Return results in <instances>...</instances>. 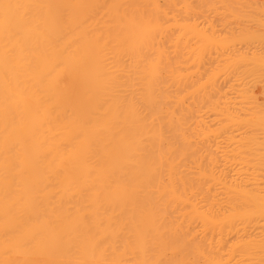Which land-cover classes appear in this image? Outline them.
I'll list each match as a JSON object with an SVG mask.
<instances>
[{
	"label": "bare ground",
	"instance_id": "obj_1",
	"mask_svg": "<svg viewBox=\"0 0 264 264\" xmlns=\"http://www.w3.org/2000/svg\"><path fill=\"white\" fill-rule=\"evenodd\" d=\"M219 1L0 0V264H186L188 241L212 251L197 255L208 264H264V186L250 195L260 173L237 130L248 124L236 135L220 122L230 131L217 127L220 156L201 172L230 193L222 224L240 228L184 237L193 219L217 220L189 201L186 100H203L215 70L196 83L204 54L227 40L214 38ZM250 1V34L237 38L259 91L264 8Z\"/></svg>",
	"mask_w": 264,
	"mask_h": 264
},
{
	"label": "rangeland",
	"instance_id": "obj_2",
	"mask_svg": "<svg viewBox=\"0 0 264 264\" xmlns=\"http://www.w3.org/2000/svg\"><path fill=\"white\" fill-rule=\"evenodd\" d=\"M221 1L222 2L219 1L220 3L218 4L219 6H221L218 9L219 12L215 15L214 13H212L211 19L213 20V24L215 25L214 30L216 32L213 31L214 34L215 35L217 34L216 36L220 35L223 38L227 37L226 38L227 40L226 41L225 39L223 41L220 40L221 41L220 42L219 41V39H221L220 36L218 38L213 35L214 38L218 39V41L220 42V45H222L221 43L225 41L223 45L224 47L219 46L220 48H218V51H216V49L213 50V48H216V47L208 46V48L209 47L212 48L211 49L212 51H210V53L211 52L212 53L208 55L210 49H208V51L206 50L207 54L206 53H205L206 55L204 54V57H206L204 59L205 64L203 65L204 67L201 66V69L203 70L201 72L202 75L199 78L200 80L198 79L197 81L194 80V83L196 81V83L198 84V82L201 81L202 76L204 80L208 76V74L209 75L211 74L210 71L215 68V70L211 71L214 73L213 78L211 77L212 81L211 82L209 81V83L208 82L202 83V84H205V86H203L204 88L202 87L203 90H201L202 89L201 88L198 92H201V91L204 92L205 96L204 94H203L204 98L201 96L203 100L201 102L199 100L200 104L197 101L198 96L195 97L196 95L194 94L193 95L196 98L195 101L197 102L196 104L198 105H195V103H193L194 102L193 97H192L193 95L191 94V92H189L191 96L190 94L187 95V97L189 96L186 100L187 104L185 103L187 105L186 107H190V109L192 108L191 110L186 108L187 109V112H186L187 113L186 114V120H187L186 121V125H187L186 134L187 135L186 136L188 137V140H189V142L187 143L188 148L190 147L189 151L187 149L188 155H187V160H186L187 161L186 173L188 175L187 177H188V180H189L188 182L190 183V186L192 183L194 185V188L192 190H189L188 192L189 201L198 202L199 206H201L202 213H204L206 216L214 215L215 219L217 220H216V223H211L210 225H208V224L203 223V218L201 216L197 217L196 219H193L191 222L194 224V225L191 224L193 229H190V230L188 229V231L186 230L187 232L185 231V236H184V232L181 233L183 234L184 237L188 236L187 238H189L191 241H192V237L195 236L196 234L195 232L197 229H237V228H240L239 226H241L240 224H238V222H234L232 226H229L227 224H222L221 222L222 217L224 216V214H228V212L230 211L231 203L228 197L230 196V193L226 192L223 186L219 184L217 181H215L211 175L208 174V176L205 177V175L201 174V172H203L204 169L211 168L212 167L211 164H213L214 159L217 158V156H220L221 152H217L215 141H216L217 135L219 136L221 135V137H223L222 136L223 132L221 131L219 132L218 129L222 130L223 127L225 128L226 125L234 122L231 124L233 125L232 127H235L233 130L231 129L233 132L236 128H238V125L241 126V125L248 124L245 127L241 126V128L244 127L242 129H239L240 127L237 129L238 131L240 130L239 133H241L242 135L245 134L248 137V139L247 137H245V135H243L242 136L244 139L243 141V139L241 138V134H240V138L238 136V140H236L237 138L234 137V139L236 138L235 140H233L234 141L233 143L235 144H233L232 141H230V143L232 144V146L233 145L235 146L237 144L235 141H238L239 144L241 141H243L244 143L241 142V146H242L243 144L245 145V141L248 142L250 139V149H251L250 172H252L255 169L256 173H260V175L258 176L259 179H253V178L250 179V195H253V193L256 192V190L258 189L257 188L258 186H264V105L260 104V106L262 105L261 107L254 106L250 110V101L252 100V95L254 94V92H259L260 90L264 92V87L260 88L259 91H258L259 89L258 86L252 87L254 91L251 90L252 88H250V48L248 50V46L250 47V45L247 44L248 45L247 46L245 45L246 43L244 44L240 42V38L243 35L246 36L250 34L249 33L250 32L249 31L250 21H248L250 19V15H249L250 11L248 9H250L251 7L248 8L247 5L249 6V4H251L252 7H257V6H254L255 5L253 3L254 1H250V0H221ZM258 1L263 3V5L260 3L262 5V6L260 5V7L264 8L263 7L264 0H258ZM248 2L249 4H247ZM260 7L258 6L259 12H260V9H262ZM258 8L254 9V11L255 10L258 11ZM247 12L249 15V19L246 14ZM252 12L253 11L251 10L250 13ZM244 14H246V16ZM262 16L264 17V15ZM204 18H205L204 16L200 18L203 22L200 21L199 17L197 18V20L199 19L200 21L199 23H202L204 25V28L207 26L208 28H205V29L209 31V34H212L210 33V30L212 32V29H213L212 26L214 25L210 26L212 23L209 22L210 23L209 24L208 21H207V24H208L207 25L205 22L206 20L205 21L203 20ZM202 24H199V26ZM203 25L200 26V28L203 27ZM244 27H246L248 31ZM204 28H203V31H204ZM241 28L246 33V35L245 33L239 34L240 31L242 32ZM237 34L240 35V38H237L239 36ZM240 44L242 45L244 44V45L242 46ZM259 62L263 66L264 56L260 58ZM197 76L199 77V75ZM197 76L196 78H198ZM196 78L195 77L192 78V81L193 79H196ZM189 81H190L189 86H191L190 85L191 79ZM191 87L193 89V86ZM261 101L264 102L263 100ZM197 111L199 114L200 113L201 114L200 115L196 114ZM194 116H197L199 118L196 119L194 118ZM200 116L203 117L204 121L201 118L203 122L200 121ZM227 117H230L232 121L231 120H230L231 122L227 121L229 120V118ZM226 118L227 120H225ZM216 121L218 124L216 123ZM222 121L223 122L226 121L229 123L224 124L225 126L221 125V127L220 126L218 127V125ZM248 121L249 123H247ZM234 125H237V126H234ZM228 127H226L225 129L227 130L229 129L230 131V128ZM214 128H216L217 130H214ZM237 130H235L233 133L234 134L236 133V135H239L237 133L238 132ZM223 131L227 135L231 133L229 131H228L229 133L225 132L226 130L224 129ZM244 131L248 134L244 133ZM215 132H218L220 134H217ZM239 139H242V140H239ZM237 146L238 145H236L235 147ZM193 149H195V151ZM194 160H196V162ZM213 171H214V168H213ZM215 172L217 173L216 168H215ZM251 224L252 222H250V229H251ZM250 229H248V232H247L249 237H250ZM233 240H231L226 245L225 249L222 251L223 257H228L234 252H237L238 246L235 245L234 243L236 240L234 241ZM191 243H192V246H191ZM191 243H189L188 241L186 244V248L188 247L186 251L189 253L187 255L189 256L191 255L190 256L191 258L187 260L186 264H208L207 263L208 258H205V256L206 255L209 256L208 252L211 250L209 248H208L209 250H207L204 244H203V248L201 249L200 246L202 244L197 243V247H198V244H200L199 245L200 250H199L197 247L193 245L194 244L193 242ZM193 247L195 249L197 248L200 251V254H199V251H197V249L193 251L194 249ZM203 249L207 251L205 254H203L205 256L198 257L197 255H202V253H204ZM191 252L192 254H194V257L191 254ZM210 254H212V251L210 252ZM174 256L175 255H173L172 258ZM195 256L201 259L200 262H197L199 261V259L196 258ZM175 258L176 256L173 258L174 260L172 261V264L174 261H176ZM204 260H206L205 263L203 262Z\"/></svg>",
	"mask_w": 264,
	"mask_h": 264
}]
</instances>
